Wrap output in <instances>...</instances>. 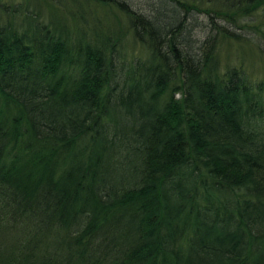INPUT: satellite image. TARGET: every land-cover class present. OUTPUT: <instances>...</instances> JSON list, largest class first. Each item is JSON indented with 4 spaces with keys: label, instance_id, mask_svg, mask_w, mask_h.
<instances>
[{
    "label": "trees",
    "instance_id": "16d2710c",
    "mask_svg": "<svg viewBox=\"0 0 264 264\" xmlns=\"http://www.w3.org/2000/svg\"><path fill=\"white\" fill-rule=\"evenodd\" d=\"M118 5L0 0V264H264V0Z\"/></svg>",
    "mask_w": 264,
    "mask_h": 264
},
{
    "label": "rangeland",
    "instance_id": "374dc122",
    "mask_svg": "<svg viewBox=\"0 0 264 264\" xmlns=\"http://www.w3.org/2000/svg\"><path fill=\"white\" fill-rule=\"evenodd\" d=\"M116 1V0H115ZM117 2L119 3L118 8L116 7H112L113 10L117 13V15L119 14L118 17L120 20V24L122 23V25H125V18L124 16L121 14V10L125 11L126 9L129 11H132L136 14H146L148 12V8L150 7V5H153V2H155V0H117ZM50 3V1H49ZM51 3H56V2H51ZM121 4V5H120ZM59 6L61 7V5L59 4ZM120 7V8H119ZM148 9V10H147ZM60 10V8H59ZM106 12V10H105ZM123 13V12H122ZM199 15H197L198 20L201 22V25H199L198 27H196L197 29H195V33H197V36L199 38L202 39H206L208 36L213 35L214 33H212L211 27L208 24V19L206 18H202V17H198ZM261 15L258 17L257 15L254 16L251 21L253 20V23L255 22H259L257 23V26L259 27H253V25L250 24H246L247 26L250 27H243V29L239 30L236 29L234 27H230L231 31L233 32V34H238L244 38H242V43H241V49L243 51V59H240L242 64L244 63H249V58H251L252 62L250 64V68L252 70V72H250L249 70V66H247L246 64L244 65L246 67V69L248 70V72L251 73V75H255L257 78L256 80L262 81L264 82V18H260ZM195 18V17H192ZM196 18V20H197ZM197 20V21H198ZM256 28H258L256 30ZM130 45L134 46V44H132L129 40ZM235 44V45H231L229 48L226 44ZM227 43V40H223V42H220V40L217 41V52L220 55L221 60L224 61H229L230 63H234L236 61V55H237V50H238V46L237 43H233V42H229ZM247 54H249V57L247 58ZM126 56V55H125ZM124 56V57H125ZM227 57V59H226ZM119 60V58H118ZM244 60V61H243ZM246 70V71H247ZM9 219V224H11L10 222V217H8Z\"/></svg>",
    "mask_w": 264,
    "mask_h": 264
}]
</instances>
